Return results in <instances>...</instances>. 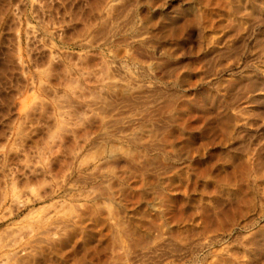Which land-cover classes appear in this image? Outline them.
Masks as SVG:
<instances>
[{
    "label": "rangeland",
    "instance_id": "1",
    "mask_svg": "<svg viewBox=\"0 0 264 264\" xmlns=\"http://www.w3.org/2000/svg\"><path fill=\"white\" fill-rule=\"evenodd\" d=\"M0 264H264V0H0Z\"/></svg>",
    "mask_w": 264,
    "mask_h": 264
}]
</instances>
